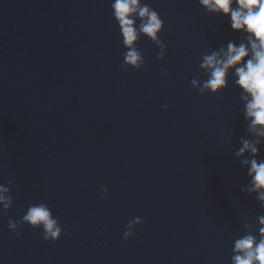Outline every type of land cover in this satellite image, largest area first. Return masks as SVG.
<instances>
[{"label": "water", "instance_id": "obj_1", "mask_svg": "<svg viewBox=\"0 0 264 264\" xmlns=\"http://www.w3.org/2000/svg\"><path fill=\"white\" fill-rule=\"evenodd\" d=\"M145 2L165 21V59L144 37L146 66L125 71L112 0H0V183L14 181L15 201L0 264H231L240 213L264 212L232 152L246 134L239 89L190 84L202 54L238 33L198 0ZM39 201L57 242L8 229ZM133 217L146 223L125 242Z\"/></svg>", "mask_w": 264, "mask_h": 264}, {"label": "clouds", "instance_id": "obj_2", "mask_svg": "<svg viewBox=\"0 0 264 264\" xmlns=\"http://www.w3.org/2000/svg\"><path fill=\"white\" fill-rule=\"evenodd\" d=\"M199 5L214 17H225L238 40H229L218 48L202 54L198 69L203 78H192V88L201 96L222 95L230 87L239 89L245 135L239 137V147L231 145L234 156L246 169L247 183L240 191L254 197L264 209V0H198ZM113 18L118 25L123 52L122 68L143 69L147 64L138 47L142 38H149L158 48V60H164L167 44L161 38L165 21L145 0H112ZM164 74L171 76L165 68ZM167 109L168 105H161ZM231 144V141H229ZM14 181L0 183V214L13 207ZM108 195L103 188L101 199ZM243 231L232 241L231 264H264V212L254 216L240 213ZM146 223L143 217H133L123 232V240L134 237L137 226ZM27 224L42 230L45 241L57 242L65 231L49 204L39 201L28 206L22 217L8 221V229L17 237Z\"/></svg>", "mask_w": 264, "mask_h": 264}]
</instances>
